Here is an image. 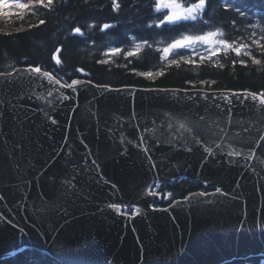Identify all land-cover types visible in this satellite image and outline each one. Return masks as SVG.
<instances>
[{
    "label": "water",
    "instance_id": "95a60500",
    "mask_svg": "<svg viewBox=\"0 0 264 264\" xmlns=\"http://www.w3.org/2000/svg\"><path fill=\"white\" fill-rule=\"evenodd\" d=\"M27 67L2 72L43 87L22 107H0V259L24 247L61 264H221L264 255V115L258 101L232 96L254 92L104 87L86 79L68 88ZM12 90L19 94L15 84ZM4 95L11 98L7 87ZM164 113L177 126L184 116H207L228 134L183 147L169 144L161 129L163 142L145 134V153L139 133L166 121ZM230 143L244 155L229 157ZM178 177L198 180L209 195L192 191L154 207L153 182ZM110 204L139 213H117Z\"/></svg>",
    "mask_w": 264,
    "mask_h": 264
},
{
    "label": "trees",
    "instance_id": "16d2710c",
    "mask_svg": "<svg viewBox=\"0 0 264 264\" xmlns=\"http://www.w3.org/2000/svg\"><path fill=\"white\" fill-rule=\"evenodd\" d=\"M21 2L29 4V8L0 11V72L10 71L20 65H32L51 72L64 83L74 78H86L96 84L111 87L264 92V55H261L260 48L251 44L252 39H259L264 35V24L256 28L250 26L257 23L264 0H239L241 4H247L251 11L247 13L246 19L237 16L236 25L230 19L235 13H226L223 8L224 0H210L199 21H181L178 25L165 24L159 28L156 23L163 19L169 9L156 11L153 7L155 0H116L120 7L115 11L112 0H54L53 5L47 8L33 0ZM177 2L187 6L196 0ZM204 19L211 23L203 25ZM41 20L45 23L40 24ZM104 24L111 27L102 30ZM217 27L225 33L220 38H226L229 42L234 40V46L248 45L245 51L260 59L261 64L253 65L248 57H237L230 51H222L211 60H194V64H185L181 60V55L190 59L185 57L182 50L164 56L162 49L182 34H203L216 30ZM74 28H80L81 32L74 33ZM253 33L256 35L253 36ZM130 37L142 41V45L134 56L126 57L127 51L136 50L131 49ZM112 48H119L121 52L112 54ZM173 59L178 61V66L170 63ZM233 60H244L247 66H242L239 62L233 65ZM220 64L224 67L221 68ZM77 69L83 71L78 72ZM158 71L165 74L154 79L137 74ZM200 81H205V84L201 85ZM211 81L216 83L212 84ZM159 185L158 191L172 193L165 202L160 201L159 206L167 205L172 199L191 191L205 190L199 181L188 178ZM0 264L60 263L40 250L24 247L12 256L0 259ZM221 264H264V256L232 259Z\"/></svg>",
    "mask_w": 264,
    "mask_h": 264
},
{
    "label": "snow or ice",
    "instance_id": "6c2138e0",
    "mask_svg": "<svg viewBox=\"0 0 264 264\" xmlns=\"http://www.w3.org/2000/svg\"><path fill=\"white\" fill-rule=\"evenodd\" d=\"M33 2L38 3L40 6L47 8L50 5H53L54 0H33ZM210 0H196L195 3H188L187 6H185L184 3H178L177 0H155V4L153 7L155 8L156 11H160L161 9H169L168 13L163 16V19H159L158 22L156 23V27H160L161 25L165 24H172V25H178L179 22L181 21H199L200 18L202 17V14L206 10V6ZM113 3V10H117L120 5L117 4L116 0H112ZM29 4L27 3H22L21 0H0V11L6 8H16V9H28ZM223 8L225 12H234L235 16H232L231 23L233 25H236L238 23L236 17H241V18H247V13L251 11V8L247 6V4H241L239 0H224L223 3ZM40 24H44L45 21L41 20L39 21ZM211 22L207 19L202 20L203 25H209ZM261 24H264V7L261 8L260 10V15L258 17L257 23L250 25L253 28L260 27ZM111 25L109 24H104L102 26V30L104 29H109ZM151 27V25H149ZM262 31H264V28H262ZM74 33H80L81 29L80 28H74L73 29ZM253 36L256 34L253 33ZM224 37L225 33L220 30L219 27L216 28V30H209L207 32H204L203 34H192V35H185L182 34L179 38H175L172 40L170 44H168L166 47L162 49V52L164 56L166 57L169 53L173 52V50L176 49H193V54L194 55H199L200 60H211L212 57H217L222 53L227 52H232L235 54V56L239 57L241 55H244L251 59V63L253 65H259L261 64V60L257 59L253 56L250 55L248 51H245V49L248 47V45L241 44L239 46H234L235 41L229 42L228 39L226 38H221V39H214L215 37ZM261 41H264V35L260 36L259 39H252L251 44L256 45L258 48L261 49V55H264V43H261ZM198 42L210 45L208 49H206V55L204 54H199L195 53L194 51V45H196ZM147 43V41H145ZM218 45V46H217ZM59 51V49L57 50ZM139 51V45H136V50L135 51H127L125 53L126 57L134 56L136 52ZM121 52V49L119 48H113L111 49L112 54H116ZM181 60L185 64H194L195 61L191 59H185L183 55H181ZM100 63H107L108 61H99ZM237 62H239L242 66H247L246 61L240 60L236 61L233 60L232 63L235 65ZM57 63H59V60H57ZM171 64H176L178 66V61L173 59ZM213 66H216L215 64ZM221 68L224 67L223 64L219 65ZM24 71L28 73H36V74H41V68L39 66H32L28 65L27 68L24 69ZM76 71L82 72L83 69H77ZM138 75H144L148 79H154L155 77H159L164 75L165 73L163 71H158L156 73L152 72H146V73H137ZM12 73H0V77H6L4 80H0V107H3L4 105H8L10 108H18L22 107L20 105V101H22L26 96L31 99L33 96L36 95V88L37 87H43L42 84H39L37 81L31 79V77L28 80V83L25 84V81L23 79H18V80H13L11 79ZM18 75V74H17ZM42 76L45 78H48L49 80L52 79V74L49 72H43ZM56 84H60V80H55L54 81ZM81 83L77 79H73L71 81V84H65L61 85V87H68L72 88L73 86L78 85ZM90 83V81H89ZM191 83V82H189ZM212 84H215L216 81H211ZM13 84H15L18 89H19V94H16L13 92ZM201 85L205 84V81H200ZM5 87H7V96L11 97L10 99H5ZM104 87H107L106 85ZM202 90V89H201ZM48 95L51 96L52 92L49 91ZM232 96L235 97H242L243 99L240 100L241 103H243L244 100H247L249 97L253 101H258L259 106H260V111L261 115H264V92L260 93H232ZM66 98V97H65ZM36 99L39 100L40 97L36 96ZM13 100L16 101L15 104H13ZM225 102L228 104L232 103V100L229 99V97L225 96ZM217 108H219V105H216ZM231 110L229 109V113ZM2 114V113H0ZM47 115V113H45ZM164 115L167 117V120L162 122L160 125H156L155 122L153 123L152 127H149L148 125H144L142 128V131L139 133V141L140 145L142 146V150L147 153L148 152V139L146 138L145 134H153V138L157 139L158 143L163 142L161 141L160 137L164 135V132L161 131V129H164L167 131V142L169 144H175V143H180L183 147H187L188 145L192 143L199 144L201 140L204 139L205 136L208 137H215L219 135L220 133H223L224 136L228 134V130L226 128H223L220 126V123L216 119H210L207 116H199L197 117H192V116H184L183 120L177 123L174 121L172 116H169L168 113H164ZM51 119V117H48ZM261 123H264V120L260 121ZM19 123L22 125L23 122L19 121ZM52 124H56V120L51 119ZM166 124V128H165ZM251 125L243 127V132L249 133L250 134V129ZM172 130V131H168ZM112 131H116L115 128L112 129ZM158 134V135H156ZM220 138H223L221 136ZM235 139L240 140L241 139V134L240 133H235ZM131 143L132 141H128ZM214 142V141H213ZM217 148L220 147L219 144L216 145ZM14 148H22V145L17 143L14 145ZM230 150L227 152V155L229 157L235 156L239 157L244 155L243 152L239 151L236 149L235 145H232L231 143L229 144ZM189 150H191L189 148ZM208 152L211 153L212 150L211 148L208 149ZM151 159V157H149ZM13 163L15 164V167L17 171L20 170L21 167H23L18 161H16L13 158ZM95 163V161H93ZM28 167H31V164L29 163L27 165ZM153 167H155V164H153ZM68 187L71 188L73 187L72 182L68 181ZM160 185L156 184V189H159ZM65 193H67V188H65ZM222 189L221 188H216L215 189V194H221ZM150 195H159L157 191L154 189H150L149 191ZM172 193H167L164 198L167 199L170 197ZM191 195V194H190ZM197 195L203 197L209 195V193L205 192H200ZM185 200H188V197L184 198ZM173 203H179L177 201H173ZM171 206V205H170ZM110 208L115 209L117 213H121V206L116 205V204H110ZM127 207V206H125ZM158 209L153 208V211H157ZM164 211H167V209H164ZM139 213V209L133 207L132 209V215L135 216Z\"/></svg>",
    "mask_w": 264,
    "mask_h": 264
},
{
    "label": "rangeland",
    "instance_id": "374dc122",
    "mask_svg": "<svg viewBox=\"0 0 264 264\" xmlns=\"http://www.w3.org/2000/svg\"><path fill=\"white\" fill-rule=\"evenodd\" d=\"M189 35H192V34H189ZM214 39H221V38L218 36V37H215ZM133 42L134 43H133L132 47L136 48V45H139V47L141 46V42L139 40L133 38ZM209 47H210V45L198 42L196 45H194V51H195V53L206 55V49H208ZM180 50L184 51V54L186 55L185 57L189 56L187 58H190L191 60H200L199 55H194L193 54V49L192 48L180 49ZM177 54H179V53H177Z\"/></svg>",
    "mask_w": 264,
    "mask_h": 264
}]
</instances>
